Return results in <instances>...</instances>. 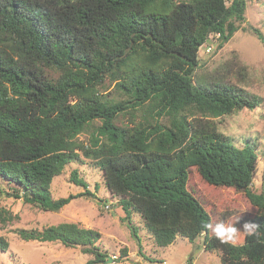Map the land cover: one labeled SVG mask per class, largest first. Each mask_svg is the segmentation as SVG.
I'll use <instances>...</instances> for the list:
<instances>
[{"label": "trees", "instance_id": "1", "mask_svg": "<svg viewBox=\"0 0 264 264\" xmlns=\"http://www.w3.org/2000/svg\"><path fill=\"white\" fill-rule=\"evenodd\" d=\"M246 9L247 0H0V197L45 211H59L79 196L98 197L77 169L71 179L85 192L52 195L66 166L87 158L120 197L122 219L140 252L131 208L159 247L179 235L202 237L222 264H264V190L254 184L258 153L216 120L254 109L258 99L198 73L201 45L214 33L228 42ZM252 30L264 44V33ZM107 84L112 93L103 92ZM126 115L133 125L121 121ZM192 169L207 186L245 198L244 210L229 222L258 223V234L241 232L233 247L204 229L213 216L190 188ZM5 211L0 207L2 222ZM16 231L25 240L82 246L94 257L90 264L108 258L97 244L101 232L78 222ZM9 245L0 234V250ZM127 256L125 247L116 261Z\"/></svg>", "mask_w": 264, "mask_h": 264}, {"label": "rangeland", "instance_id": "2", "mask_svg": "<svg viewBox=\"0 0 264 264\" xmlns=\"http://www.w3.org/2000/svg\"><path fill=\"white\" fill-rule=\"evenodd\" d=\"M252 28L264 33V0H247L246 20L228 42L221 44L218 33L209 36L199 51L198 73L208 79L213 75L229 81L257 97L259 103L254 109H242L216 120L220 130L234 137L240 145L246 140L253 142L258 153L254 184L264 190V44ZM103 92L112 93L113 86L105 85ZM121 121L133 125V118L129 115ZM162 121L167 122L165 118ZM81 138L86 140L88 134H82ZM74 169L98 197L79 196L59 211H45L20 198L0 197V207L7 210L6 221L0 220V234L10 243L6 251L0 250V264H90L94 257L82 246L68 247L60 241L25 240L16 231L19 228L42 229L66 221L78 222L101 232L97 244L106 251L108 258L111 256L114 260L108 262L107 258L98 264H222L219 251L206 249L202 237L192 241L179 235L167 247H159L151 228L143 222L140 213L131 208L130 219L142 242L140 252L137 238L132 236L122 219L125 212L118 203L120 197L106 187L103 171L90 159L84 158L66 166L52 183L54 198L85 192V187L71 179ZM190 188L211 212L213 224L229 222L244 210L245 198L207 186L195 169H192ZM238 206H242L241 209ZM125 247L128 256L116 261Z\"/></svg>", "mask_w": 264, "mask_h": 264}, {"label": "clouds", "instance_id": "3", "mask_svg": "<svg viewBox=\"0 0 264 264\" xmlns=\"http://www.w3.org/2000/svg\"><path fill=\"white\" fill-rule=\"evenodd\" d=\"M239 219L233 222L219 221L203 225V228L215 233V238L221 243L229 244L233 247L238 246L241 239L240 233L246 232L248 235L258 234L260 225L255 222H245L242 227L238 226Z\"/></svg>", "mask_w": 264, "mask_h": 264}, {"label": "water", "instance_id": "4", "mask_svg": "<svg viewBox=\"0 0 264 264\" xmlns=\"http://www.w3.org/2000/svg\"><path fill=\"white\" fill-rule=\"evenodd\" d=\"M113 260H114V257L109 256L108 262H113Z\"/></svg>", "mask_w": 264, "mask_h": 264}, {"label": "built area", "instance_id": "5", "mask_svg": "<svg viewBox=\"0 0 264 264\" xmlns=\"http://www.w3.org/2000/svg\"><path fill=\"white\" fill-rule=\"evenodd\" d=\"M107 206L109 207V206H110V204H107ZM183 264H190V263H188V262H184Z\"/></svg>", "mask_w": 264, "mask_h": 264}]
</instances>
